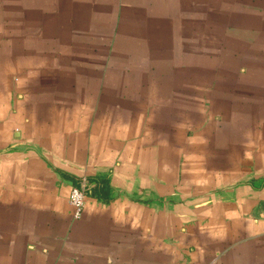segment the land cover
I'll return each mask as SVG.
<instances>
[{
	"label": "crops",
	"instance_id": "crops-1",
	"mask_svg": "<svg viewBox=\"0 0 264 264\" xmlns=\"http://www.w3.org/2000/svg\"><path fill=\"white\" fill-rule=\"evenodd\" d=\"M61 1L75 4L73 12L58 4L60 16H74V25L88 14L87 3L99 7L94 11L99 17L116 16L118 24V8L130 16L138 2ZM204 1L211 3L184 4L192 10ZM212 1L222 6L214 12L218 20L211 31L222 33L218 60H226L225 79L216 81L217 90H193L182 106L192 108L190 113L176 120L171 132L167 98L180 95L168 82L161 84L165 73H103L79 64L72 76L79 82L74 88L79 99L72 106L55 100L70 95L62 61L42 63L49 69L42 72L45 88L38 90L35 82L43 78L22 71L36 60L0 62V264H264V118L256 111L264 104L253 94L254 105L247 108L242 91L241 104L231 105L230 96L225 100V89L247 81L240 72L227 76L252 62L247 56L242 62L238 54L248 51V23L255 25V40L264 41V0ZM0 2H19L21 9L28 0ZM147 3L150 16L157 15L151 7H170L165 0ZM171 9L181 25L196 15L181 6ZM16 20L20 34L25 24ZM105 20L98 26L106 27ZM254 49L253 59L264 64V44ZM178 76L175 82H183ZM151 79L159 88L152 89ZM145 82L146 89L136 88ZM43 97L45 104L38 101ZM79 178L94 183L87 185L76 219L69 196Z\"/></svg>",
	"mask_w": 264,
	"mask_h": 264
},
{
	"label": "rangeland",
	"instance_id": "rangeland-1",
	"mask_svg": "<svg viewBox=\"0 0 264 264\" xmlns=\"http://www.w3.org/2000/svg\"><path fill=\"white\" fill-rule=\"evenodd\" d=\"M185 1L165 0L166 7L168 4H170V7L162 10L151 7L150 11L157 13V15L150 16L147 9V5H149L147 0H138L130 16L122 13V11L125 12V7L118 8V24L115 23L116 16L108 14L107 17H99L97 13H94V11L97 12L96 9H99V7L96 8L87 3L84 10L88 14L78 17L77 25H74L75 18H71L74 16L65 15V18L60 16L58 4L62 3L61 0H28L27 5L21 9L17 6L19 2H0V17L3 15L5 17L4 20L0 21V23L3 22L0 25H4L5 28L3 29H6L5 32H0V58L3 57L0 62L6 63L15 60V58H18L19 61L22 59L25 61L36 60V65H23L22 71L23 73L37 72V75L43 78V80L35 82L38 90L45 88L47 81L42 72L49 69L48 65L42 63L62 61L63 67H67L64 70L68 79L65 86L69 85L65 89L69 91L70 95L63 96V98L55 96V100H63L64 103L72 106H76L79 99L76 94L77 90L74 89L78 87L79 82L72 80L74 72L77 71L79 66L81 68L83 66L79 64L86 63L87 68L96 67L97 70H101L103 73L123 72L139 76L157 73L159 75V72L165 73L168 78L161 81V84L168 82L167 88L176 91L180 95V97L167 98L166 131L171 132L168 130L175 128L176 124L174 122L190 113L192 108L183 109L182 106L185 105V102L189 103L191 99L189 94L193 90L206 88L213 91L217 90L216 81L225 79V74L222 73L221 69L226 60H218V57L223 56V51L219 47L222 45V33L211 31L218 20L217 17L214 18V12L222 9V6L211 0L210 4L204 1L203 4H196L190 10L189 7L185 6ZM5 4L10 6V9L5 10L3 7ZM60 5L67 6V10L71 12L74 11L72 9L75 4L62 3ZM180 6L187 9L185 14L189 12L196 14L191 17L186 16V22L183 25L178 21V17L172 16L173 12L170 11L172 10L171 7ZM104 9L106 10V8ZM17 12L21 14V18H16ZM29 13L31 14L29 15ZM44 13L52 16L44 18L42 16ZM31 15H36V17H31ZM103 18L106 19L104 22L106 27L98 26V22H102ZM253 18L251 17V19ZM16 19L23 20L25 24L22 26L20 34L15 33L17 28ZM122 19L127 22L133 21L134 25L128 26L127 23L121 21ZM235 23L237 24V21ZM193 27L196 29L195 33H193ZM254 27L253 23L252 25L251 23L247 24L248 51L242 49V53H238L243 55L242 62L245 61V56H247L248 61L252 62L246 65L244 63L237 65L231 75L227 76V78L237 76L240 72L247 79V81H242L241 86H233L231 92L225 89V100L229 101L230 96L231 105L241 104L242 102L247 108H250L251 105H254L253 94L261 96L264 104V64L257 57H255L256 59L252 57L254 56L253 52H255L254 48L264 44V41L255 40L257 35ZM183 28L185 32L182 35ZM185 39H189L190 42L185 41ZM179 45H182L181 49ZM192 45L194 51L191 49ZM231 50L232 47L228 49V52ZM90 62L93 63L90 65ZM218 62L221 66H218ZM0 66L3 68L2 64ZM54 71L58 74L57 70L54 69ZM61 73L63 72L59 74ZM13 74L15 73L13 72ZM175 75H179L178 78H182L183 82L178 80L175 82L173 77ZM13 80L15 79L13 78ZM140 83L142 84V82ZM150 84L152 89L159 88L156 79H151ZM154 85H157V87ZM136 88L146 89V82L142 86L136 85ZM219 91L222 92V87L217 92L219 93ZM239 91L248 95L241 102L238 99ZM55 93H58V91ZM16 94H13V98ZM27 99L25 100L27 101ZM102 99L105 103H110V98L103 97ZM106 99H109V101L106 102ZM138 99L136 96L134 101L138 102ZM38 101L45 104L47 99L43 97ZM195 111L200 112L201 110L196 109ZM256 111L257 115L264 118V107ZM199 112H197V115L200 116L201 113ZM156 114H158L157 111ZM248 115H251L250 110ZM93 183L88 178H79L72 187H81L85 184L86 196L87 185Z\"/></svg>",
	"mask_w": 264,
	"mask_h": 264
},
{
	"label": "built area",
	"instance_id": "built-area-1",
	"mask_svg": "<svg viewBox=\"0 0 264 264\" xmlns=\"http://www.w3.org/2000/svg\"><path fill=\"white\" fill-rule=\"evenodd\" d=\"M85 201V184L81 187H72L70 190L69 203L74 218H79L82 214Z\"/></svg>",
	"mask_w": 264,
	"mask_h": 264
},
{
	"label": "trees",
	"instance_id": "trees-1",
	"mask_svg": "<svg viewBox=\"0 0 264 264\" xmlns=\"http://www.w3.org/2000/svg\"><path fill=\"white\" fill-rule=\"evenodd\" d=\"M98 182L100 183V181L98 180Z\"/></svg>",
	"mask_w": 264,
	"mask_h": 264
}]
</instances>
